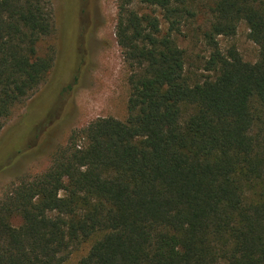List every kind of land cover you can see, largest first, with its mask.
<instances>
[{
	"label": "trees",
	"instance_id": "obj_1",
	"mask_svg": "<svg viewBox=\"0 0 264 264\" xmlns=\"http://www.w3.org/2000/svg\"><path fill=\"white\" fill-rule=\"evenodd\" d=\"M192 1L116 0L127 116L72 130L5 189L0 264H63L87 242L77 264H264V0H208L196 82L174 38ZM240 22L254 63L216 41ZM53 30L50 0H0V131L51 69L37 46Z\"/></svg>",
	"mask_w": 264,
	"mask_h": 264
},
{
	"label": "rangeland",
	"instance_id": "obj_2",
	"mask_svg": "<svg viewBox=\"0 0 264 264\" xmlns=\"http://www.w3.org/2000/svg\"><path fill=\"white\" fill-rule=\"evenodd\" d=\"M50 2L54 30L37 50L41 56L52 55V66L0 131V197L12 183L44 172L72 130L97 118L127 116L128 72L115 39L116 0ZM208 3L193 0V16L181 21L174 36L184 51V74L191 82L209 74L204 68L211 53L204 36L212 20ZM137 9L150 13L144 6ZM248 33L240 22L233 37L220 36L216 41L221 51L234 46L244 61L254 63L258 49ZM89 247L90 242L81 245L63 264H77Z\"/></svg>",
	"mask_w": 264,
	"mask_h": 264
}]
</instances>
